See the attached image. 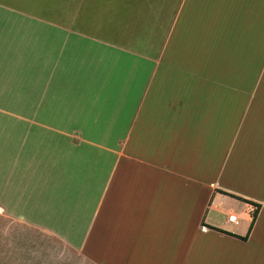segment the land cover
Returning <instances> with one entry per match:
<instances>
[{
    "label": "crops",
    "instance_id": "0c3cea01",
    "mask_svg": "<svg viewBox=\"0 0 264 264\" xmlns=\"http://www.w3.org/2000/svg\"><path fill=\"white\" fill-rule=\"evenodd\" d=\"M3 220L91 264H264V0H0Z\"/></svg>",
    "mask_w": 264,
    "mask_h": 264
},
{
    "label": "rangeland",
    "instance_id": "374dc122",
    "mask_svg": "<svg viewBox=\"0 0 264 264\" xmlns=\"http://www.w3.org/2000/svg\"><path fill=\"white\" fill-rule=\"evenodd\" d=\"M14 228L8 220L0 221V264H91L53 237Z\"/></svg>",
    "mask_w": 264,
    "mask_h": 264
},
{
    "label": "built area",
    "instance_id": "2783aa9c",
    "mask_svg": "<svg viewBox=\"0 0 264 264\" xmlns=\"http://www.w3.org/2000/svg\"><path fill=\"white\" fill-rule=\"evenodd\" d=\"M228 221L230 222V223H232L233 225H238L239 224V220L237 219V217L236 216H234V215H231V216H229V218H228ZM207 229L205 228V227H201V231H206Z\"/></svg>",
    "mask_w": 264,
    "mask_h": 264
},
{
    "label": "trees",
    "instance_id": "16d2710c",
    "mask_svg": "<svg viewBox=\"0 0 264 264\" xmlns=\"http://www.w3.org/2000/svg\"><path fill=\"white\" fill-rule=\"evenodd\" d=\"M255 217V216H254ZM254 219V218H253Z\"/></svg>",
    "mask_w": 264,
    "mask_h": 264
}]
</instances>
